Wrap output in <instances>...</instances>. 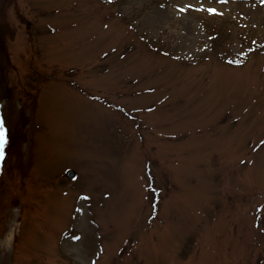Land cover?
Listing matches in <instances>:
<instances>
[{"label":"rangeland","instance_id":"rangeland-1","mask_svg":"<svg viewBox=\"0 0 264 264\" xmlns=\"http://www.w3.org/2000/svg\"><path fill=\"white\" fill-rule=\"evenodd\" d=\"M262 1L0 0V264H264Z\"/></svg>","mask_w":264,"mask_h":264},{"label":"snow or ice","instance_id":"snow-or-ice-1","mask_svg":"<svg viewBox=\"0 0 264 264\" xmlns=\"http://www.w3.org/2000/svg\"><path fill=\"white\" fill-rule=\"evenodd\" d=\"M215 9H209V12L215 13ZM6 143L5 135H4V130H3V125L0 124V157L3 156V145Z\"/></svg>","mask_w":264,"mask_h":264},{"label":"bare ground","instance_id":"bare-ground-1","mask_svg":"<svg viewBox=\"0 0 264 264\" xmlns=\"http://www.w3.org/2000/svg\"><path fill=\"white\" fill-rule=\"evenodd\" d=\"M242 12H248V11H250V10H248L246 7L245 8H243L242 10H241ZM240 11V12H241ZM249 14V16H253L252 15V13H250V12H248ZM247 15V16H248ZM262 16V14L261 15H256L255 17L257 18V17H261ZM13 235H14V223L13 222H11V224H10V231H9V234L7 235V239L5 240V242L6 243H8V242H10L11 241V239H12V237H13Z\"/></svg>","mask_w":264,"mask_h":264},{"label":"water","instance_id":"water-1","mask_svg":"<svg viewBox=\"0 0 264 264\" xmlns=\"http://www.w3.org/2000/svg\"><path fill=\"white\" fill-rule=\"evenodd\" d=\"M67 175H68L69 179H72L74 177V173H71V172L68 173Z\"/></svg>","mask_w":264,"mask_h":264}]
</instances>
